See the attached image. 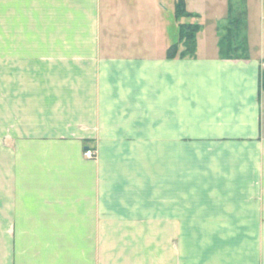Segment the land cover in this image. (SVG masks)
Masks as SVG:
<instances>
[{
  "label": "crops",
  "instance_id": "crops-1",
  "mask_svg": "<svg viewBox=\"0 0 264 264\" xmlns=\"http://www.w3.org/2000/svg\"><path fill=\"white\" fill-rule=\"evenodd\" d=\"M0 1V264H264V0Z\"/></svg>",
  "mask_w": 264,
  "mask_h": 264
},
{
  "label": "trees",
  "instance_id": "trees-1",
  "mask_svg": "<svg viewBox=\"0 0 264 264\" xmlns=\"http://www.w3.org/2000/svg\"><path fill=\"white\" fill-rule=\"evenodd\" d=\"M245 0H229L230 14L224 26L221 27L220 52L224 58L244 57L247 55V13L243 8ZM198 17L190 13L184 0H178L175 5V18ZM201 30L199 23H182L179 25V41L171 46L168 57L176 56L179 45L184 46L183 55L193 56L196 52L197 34Z\"/></svg>",
  "mask_w": 264,
  "mask_h": 264
},
{
  "label": "rangeland",
  "instance_id": "rangeland-1",
  "mask_svg": "<svg viewBox=\"0 0 264 264\" xmlns=\"http://www.w3.org/2000/svg\"><path fill=\"white\" fill-rule=\"evenodd\" d=\"M25 3L28 5L29 8L31 7V4H32L31 0H26ZM2 4H4V3H1V1H0V42L2 41L1 25L3 23L1 17L5 16V8L3 9ZM6 12H7V10H6ZM24 20H25V22H24L25 26H27V27L29 26L30 27L31 26V18H25ZM179 35H180V32H179ZM94 158H96V156ZM184 224H185V232H190L189 229L191 228V225L192 224H197V221H184Z\"/></svg>",
  "mask_w": 264,
  "mask_h": 264
},
{
  "label": "built area",
  "instance_id": "built-area-1",
  "mask_svg": "<svg viewBox=\"0 0 264 264\" xmlns=\"http://www.w3.org/2000/svg\"><path fill=\"white\" fill-rule=\"evenodd\" d=\"M85 154L88 156V157H90V158H94L95 156H96V154H95V152L93 151V150H87L86 152H85Z\"/></svg>",
  "mask_w": 264,
  "mask_h": 264
}]
</instances>
